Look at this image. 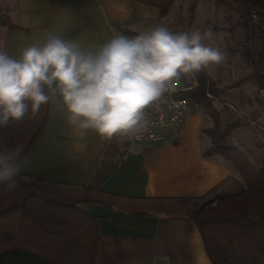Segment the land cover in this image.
<instances>
[{"label": "crops", "instance_id": "crops-1", "mask_svg": "<svg viewBox=\"0 0 264 264\" xmlns=\"http://www.w3.org/2000/svg\"><path fill=\"white\" fill-rule=\"evenodd\" d=\"M0 10L19 25L8 30L0 27V49L13 55H18V49L29 42L28 36L51 28L57 17L69 20L66 38L80 40L85 46L103 42L116 33L126 34L124 31L137 34L165 17L158 8L133 0H0ZM239 22L233 30L227 29L226 45L233 43L234 38L242 40L245 50L237 61L242 60L241 67L252 72L254 65L246 52L249 33L246 23ZM232 58L227 51L225 68L234 65ZM231 90L234 89L228 91V97ZM253 100L257 104L251 109L254 113L250 124L263 130V102L259 103L257 97ZM244 102L251 103L248 99ZM193 105L174 141L133 144L121 136L126 142V153L120 163L101 156L105 140L91 131L85 133L69 126L58 107L52 105L44 134L21 172L68 184L92 183L98 173L100 189L115 195L201 197L228 177L238 178V174L222 157L202 156V150L211 145L202 130L212 126L213 121ZM239 130L240 127L232 132L231 141L243 150L235 140ZM250 159L258 167L264 165L263 155L253 154ZM81 207L99 216L95 264H212L190 217L130 215L95 204Z\"/></svg>", "mask_w": 264, "mask_h": 264}, {"label": "trees", "instance_id": "trees-1", "mask_svg": "<svg viewBox=\"0 0 264 264\" xmlns=\"http://www.w3.org/2000/svg\"><path fill=\"white\" fill-rule=\"evenodd\" d=\"M133 1L156 7L162 15L175 2ZM242 1L247 11L253 9L264 17V0ZM245 26L249 33L246 52L253 71L231 85L219 86L203 69L197 73L199 87L188 94L213 121L212 126L202 130L211 140L202 156L222 157L238 178L228 177L201 197H130L102 191L98 173L92 183L68 184L20 172L13 178L14 187L0 183V264H95L99 216L81 204L138 216H187L195 221L212 264H264V165L256 166L231 141L232 132L246 121L234 105L223 99L247 79L264 89V25L246 21ZM0 27L8 30L19 25L0 10ZM260 99L257 97L259 103H264ZM216 103L224 104L218 107ZM51 109L49 105L35 117L29 114L21 122L0 127V145L22 149L21 155L28 157L44 134ZM222 109L231 113L224 122ZM125 146L121 136L105 140L101 156L120 163Z\"/></svg>", "mask_w": 264, "mask_h": 264}, {"label": "clouds", "instance_id": "clouds-1", "mask_svg": "<svg viewBox=\"0 0 264 264\" xmlns=\"http://www.w3.org/2000/svg\"><path fill=\"white\" fill-rule=\"evenodd\" d=\"M69 20L28 36L18 55L0 49V127L55 105L66 123L102 140L146 132L147 110L185 76L226 53L205 43L211 29L173 31L154 24L135 35L113 34L85 46L66 38ZM0 145V183L14 187L27 157Z\"/></svg>", "mask_w": 264, "mask_h": 264}, {"label": "rangeland", "instance_id": "rangeland-1", "mask_svg": "<svg viewBox=\"0 0 264 264\" xmlns=\"http://www.w3.org/2000/svg\"><path fill=\"white\" fill-rule=\"evenodd\" d=\"M247 10L242 0H175L169 12L159 24H164L173 31L205 30L210 28L211 35L206 38L205 43L211 47L219 48L225 53L228 51L229 55L233 56L234 65L232 64V67L225 68L224 62H222L218 65L210 64L204 69L217 85H231L236 80L246 77L251 71L244 70V67H241L243 64L241 63L242 60L240 62L237 61L239 53L242 56L245 50L242 47V40L237 41L234 38L233 43L227 47V29L233 30L236 28L239 20L240 24L249 21L250 23L264 25L263 16L253 9ZM232 89L234 90H231V95L229 94V97L227 95L223 99L234 105L238 115L246 121L240 127V130L236 132L238 137L235 140L238 141L239 146L250 158H252L253 154L264 156V125L262 127L263 130L258 128L257 132V127L250 124L254 113L251 109L257 104L254 103L253 99L259 96V89L252 79H247ZM245 99H248L251 103L244 102ZM216 104L221 107L224 103ZM260 105L263 106L261 110L264 111V103ZM193 107L195 106L193 105ZM228 108L232 109L230 106ZM227 110L225 109L221 112V122L226 121L228 115L231 114Z\"/></svg>", "mask_w": 264, "mask_h": 264}, {"label": "built area", "instance_id": "built-area-1", "mask_svg": "<svg viewBox=\"0 0 264 264\" xmlns=\"http://www.w3.org/2000/svg\"><path fill=\"white\" fill-rule=\"evenodd\" d=\"M200 85L196 75L185 76L174 85V91L147 110L146 119L148 129L137 135H126L133 144L159 145L166 141H174L178 133L183 129L186 119L191 112V106L195 104L188 96ZM207 97L212 95L207 92ZM260 96L264 100V89L260 90ZM196 105V104H195ZM216 201H213L215 204Z\"/></svg>", "mask_w": 264, "mask_h": 264}]
</instances>
